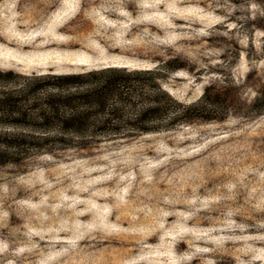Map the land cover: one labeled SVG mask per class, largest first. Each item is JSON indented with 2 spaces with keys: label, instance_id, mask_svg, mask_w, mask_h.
Returning <instances> with one entry per match:
<instances>
[{
  "label": "rangeland",
  "instance_id": "1",
  "mask_svg": "<svg viewBox=\"0 0 264 264\" xmlns=\"http://www.w3.org/2000/svg\"><path fill=\"white\" fill-rule=\"evenodd\" d=\"M173 56L186 64L166 85L179 100L214 82L249 104L264 82V0H0V72ZM241 109L0 165V264H264V114Z\"/></svg>",
  "mask_w": 264,
  "mask_h": 264
},
{
  "label": "trees",
  "instance_id": "2",
  "mask_svg": "<svg viewBox=\"0 0 264 264\" xmlns=\"http://www.w3.org/2000/svg\"><path fill=\"white\" fill-rule=\"evenodd\" d=\"M185 68L173 56L149 68L0 72V165L68 151L91 152L198 122H221L236 101L247 117L264 114V82L253 89L249 104L238 98L233 85L214 82L195 101L179 100L166 85L173 73ZM252 75L249 72L246 80Z\"/></svg>",
  "mask_w": 264,
  "mask_h": 264
}]
</instances>
